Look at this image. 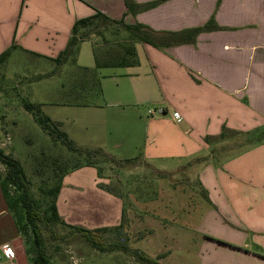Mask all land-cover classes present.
Returning <instances> with one entry per match:
<instances>
[{"label": "crops", "instance_id": "crops-1", "mask_svg": "<svg viewBox=\"0 0 264 264\" xmlns=\"http://www.w3.org/2000/svg\"><path fill=\"white\" fill-rule=\"evenodd\" d=\"M95 12L168 31L199 26L213 16L220 28L200 32L193 43L158 47L110 25L81 39L73 60L56 63L74 22ZM107 31L117 41L106 40ZM12 44L3 67L17 53L34 61L25 82L37 96L33 102L60 128L63 122L49 108L53 97H60L59 104L107 112L105 119L87 112L85 123L92 129L83 133L89 140L84 146L122 162L139 159L161 177H174L187 165L181 174L194 180L185 177L174 187L163 180L162 195L173 198L151 199L148 214L159 204L180 212L175 199L194 188L199 231L205 230L202 221H211L200 244L208 247L210 264H264V0H161L136 14L124 0H0V53ZM129 46L137 63L96 66V55L127 57ZM159 106L165 113H148ZM62 130L77 140L74 132ZM97 169L82 165L63 176L56 205L66 223L89 229L120 223L122 195L98 185L110 178ZM132 201L141 209L143 202ZM131 212L130 221L139 220ZM3 244L15 257L10 261L0 251V264H28L0 189Z\"/></svg>", "mask_w": 264, "mask_h": 264}, {"label": "rangeland", "instance_id": "rangeland-1", "mask_svg": "<svg viewBox=\"0 0 264 264\" xmlns=\"http://www.w3.org/2000/svg\"><path fill=\"white\" fill-rule=\"evenodd\" d=\"M87 28L95 29L93 26ZM101 29L100 27L99 30ZM104 38L108 41L115 40L114 35L109 31ZM33 62L27 56L17 53L9 60L6 68L0 66V146L21 162L29 181L28 191L37 205L36 210L45 218L49 213L46 210L50 199L47 190L59 183V176L64 170H70L75 164H83L85 158L69 150L60 139L50 137L33 119L32 114L23 108L24 100L33 102L37 98L34 93L30 92L28 83L25 82L28 78L26 76L31 73L29 71H31ZM30 86L35 87L34 84ZM52 101L55 104L50 105L49 108L56 112L63 122L61 128L74 132L77 140H73V143L76 146L88 149L89 147L84 144L87 145L89 140H86L83 134L85 129H92L85 123L87 112H90L88 115L99 116L102 119L106 118L105 113L107 112L97 111L91 107L86 109L80 103L59 104L58 102L62 100L57 96L53 97ZM117 109L118 107H114L111 109L113 111L108 112H114ZM110 151L114 150L110 148ZM89 159L95 161L96 167L101 171L100 175L110 178L107 186L115 193L122 195L125 210L122 227L116 229L111 226L110 229L100 233L105 244L117 243L119 246L112 251L101 250L94 247L72 227L58 222L47 225L39 222L51 264H156L141 259L135 249L157 260L158 264L211 263L208 247L200 246L203 240L202 234L210 232L211 221L209 218L202 221L205 230L201 233L198 229L201 219L194 212L197 207L195 200L198 197L194 195L196 192L194 188L193 192L188 189L189 193L186 192V198H183L182 194L183 199H175L176 208L183 211L164 210L159 204L156 206L154 215L152 211L151 214L147 213L150 209L147 202L162 195L159 186L164 185L163 180L166 179L171 187L176 186L174 182L185 179V177L186 180H194L190 173L181 174L187 165L177 170L176 176L168 178V176L161 177L162 174L153 172L150 166L139 159L122 162L116 159L110 160L99 154L90 155ZM11 193L13 196L16 191L11 189ZM162 196L173 198L172 194ZM133 198L143 202L140 204L141 209L132 204ZM145 204L147 205L144 206ZM129 211H133L134 216H138L139 220L130 221ZM120 244H125L126 247Z\"/></svg>", "mask_w": 264, "mask_h": 264}, {"label": "trees", "instance_id": "trees-1", "mask_svg": "<svg viewBox=\"0 0 264 264\" xmlns=\"http://www.w3.org/2000/svg\"><path fill=\"white\" fill-rule=\"evenodd\" d=\"M160 1L161 0H152L145 3H138L135 0H124L127 10L132 14H136L141 10L153 7ZM97 20H99V22ZM110 25L124 30L131 38H135L158 47L185 42L193 43L196 39V36L200 32L220 28L213 16H210L209 19L202 25L185 28L179 31H168L155 30L150 26L140 22L127 24L124 23L123 20L110 19L100 12H95L90 16L79 18L74 22L72 26V35L69 38L65 48L55 58H53V60L56 63L64 62L69 58L73 60L78 43L81 39L88 37V35L91 33L96 34L103 32V28ZM89 26H93L95 29L89 30L87 28ZM100 27L102 28L101 30H99ZM80 29L83 30L81 31ZM14 46L15 44H12L10 47L0 53V66H4L11 52V48ZM126 52L130 56L126 57L125 55H121L100 58L96 55V66L128 65L137 63L133 47H127ZM22 105L27 112L32 114L33 119L44 131L50 135V137L53 139H60L62 144H64L69 150L78 153L80 156L83 155L85 158L83 164H75L70 170H64L59 176V183L47 190V193L50 195V199L47 202L46 210L49 213L44 218L41 213L36 210L37 205L35 204V200L28 191L29 181L26 177L21 162L16 157H14L13 154L5 152L0 146V165L2 166L0 169V189L8 208L12 213L16 228L22 237L28 264H51L50 256L46 253L44 238L39 222H43L46 225L53 222L67 225L79 232L86 240L91 242L92 245L98 249L106 251H112L116 249L119 244H105L100 235L101 232L106 231L111 227L103 226L89 229L68 224L60 217L56 205V198L61 187L62 178L68 171L76 169L82 165L96 166L95 161L89 159L90 155H104V157L110 160L114 158L102 150L83 149L76 146L73 143V140L69 138L68 134L60 128L59 122L52 120L49 116L43 113L39 103L24 100ZM97 171L98 175H100L101 171L99 168ZM98 185L106 190L112 191L104 183H98ZM11 189L16 191V194L13 196ZM124 213L125 210H123L121 222L118 225L112 226L113 228L118 229L122 227ZM120 245H122V247H126L125 244ZM135 252L141 259H146L148 262L158 264L157 260L142 254L139 250L135 249Z\"/></svg>", "mask_w": 264, "mask_h": 264}, {"label": "built area", "instance_id": "built-area-1", "mask_svg": "<svg viewBox=\"0 0 264 264\" xmlns=\"http://www.w3.org/2000/svg\"><path fill=\"white\" fill-rule=\"evenodd\" d=\"M148 113L151 115L153 113H159V114H162V113H165V109L164 107H150L148 108ZM173 116L174 117H179V113L177 111H173L172 112ZM0 251L2 253V256L4 258H7L8 260L12 261L15 257V252L13 250V248L10 246V245H7V244H3L0 246ZM10 264H16L15 262H11Z\"/></svg>", "mask_w": 264, "mask_h": 264}]
</instances>
